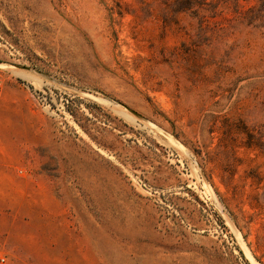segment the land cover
Here are the masks:
<instances>
[{
	"label": "rangeland",
	"instance_id": "1",
	"mask_svg": "<svg viewBox=\"0 0 264 264\" xmlns=\"http://www.w3.org/2000/svg\"><path fill=\"white\" fill-rule=\"evenodd\" d=\"M0 264H264V0H0Z\"/></svg>",
	"mask_w": 264,
	"mask_h": 264
},
{
	"label": "bare ground",
	"instance_id": "2",
	"mask_svg": "<svg viewBox=\"0 0 264 264\" xmlns=\"http://www.w3.org/2000/svg\"><path fill=\"white\" fill-rule=\"evenodd\" d=\"M247 252V251H246ZM247 255L249 256V253L247 252ZM249 258H250V256H249Z\"/></svg>",
	"mask_w": 264,
	"mask_h": 264
}]
</instances>
